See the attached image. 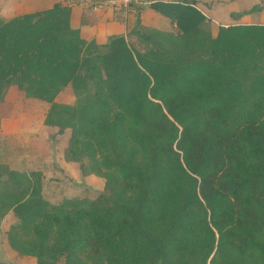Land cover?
Instances as JSON below:
<instances>
[{
  "label": "trees",
  "instance_id": "obj_1",
  "mask_svg": "<svg viewBox=\"0 0 264 264\" xmlns=\"http://www.w3.org/2000/svg\"><path fill=\"white\" fill-rule=\"evenodd\" d=\"M150 6L175 30L98 44L67 4L0 17V102L12 84L48 102L65 160L103 183L52 203L40 171L0 164L6 243L34 264H264V23ZM67 86L75 102L56 101Z\"/></svg>",
  "mask_w": 264,
  "mask_h": 264
},
{
  "label": "rangeland",
  "instance_id": "obj_2",
  "mask_svg": "<svg viewBox=\"0 0 264 264\" xmlns=\"http://www.w3.org/2000/svg\"><path fill=\"white\" fill-rule=\"evenodd\" d=\"M206 4L200 7L209 18L211 29L225 22L264 23V0H208ZM253 6L257 9L249 14L237 18L229 16ZM129 40L136 44L133 37ZM75 100L69 86L56 97V101L62 103ZM48 107V102L27 97L15 84L8 87L0 102V164L18 170L40 171L43 196L52 203L69 197L96 198L103 189L101 179L82 174L78 162L65 160L64 149L70 130L59 132L57 127L43 123ZM14 220V213L8 212L0 221V258L4 261L7 253L16 254L5 237V230ZM26 260L32 262L34 259Z\"/></svg>",
  "mask_w": 264,
  "mask_h": 264
},
{
  "label": "crops",
  "instance_id": "obj_3",
  "mask_svg": "<svg viewBox=\"0 0 264 264\" xmlns=\"http://www.w3.org/2000/svg\"><path fill=\"white\" fill-rule=\"evenodd\" d=\"M55 3L69 5L71 9V26L78 29L80 35L86 41H95L98 44L106 43L111 36L123 35L127 37L128 33L138 26L153 27L164 31L175 30V23L155 11L150 6V2L133 6L124 16L121 11L116 9L86 8L77 0H0V17L6 19L15 15L49 8ZM206 3H208V0H197V8L204 14V9L201 7H203V4L207 5ZM7 254V260L4 261L0 258V264L2 262H5V264H34V260L32 262L26 260L29 257L18 256L10 252Z\"/></svg>",
  "mask_w": 264,
  "mask_h": 264
},
{
  "label": "built area",
  "instance_id": "obj_4",
  "mask_svg": "<svg viewBox=\"0 0 264 264\" xmlns=\"http://www.w3.org/2000/svg\"><path fill=\"white\" fill-rule=\"evenodd\" d=\"M82 6L91 9H116L122 12L124 16L133 6L140 5L143 2H152L153 0H77Z\"/></svg>",
  "mask_w": 264,
  "mask_h": 264
}]
</instances>
